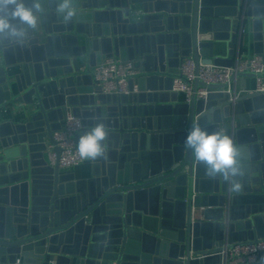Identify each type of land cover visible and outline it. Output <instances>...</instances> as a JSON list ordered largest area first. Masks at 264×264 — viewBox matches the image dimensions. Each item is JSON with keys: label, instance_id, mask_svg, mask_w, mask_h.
<instances>
[{"label": "water", "instance_id": "1", "mask_svg": "<svg viewBox=\"0 0 264 264\" xmlns=\"http://www.w3.org/2000/svg\"><path fill=\"white\" fill-rule=\"evenodd\" d=\"M41 3L35 29L0 34V110L14 113L0 119V261L221 264L206 254L225 240L264 238V94L198 78L190 101L173 90L186 57L196 67L230 65L215 54L218 43L230 56L251 39L264 48V0H77L70 23L56 12L59 0ZM113 56L138 71L127 93L94 86L92 66ZM15 64L22 71L11 76ZM256 76L264 73L232 81ZM67 106L82 117L76 142L98 123L109 129L89 178L60 170L54 132ZM194 120L241 148L240 191L222 178L210 182L184 148Z\"/></svg>", "mask_w": 264, "mask_h": 264}, {"label": "built area", "instance_id": "2", "mask_svg": "<svg viewBox=\"0 0 264 264\" xmlns=\"http://www.w3.org/2000/svg\"><path fill=\"white\" fill-rule=\"evenodd\" d=\"M178 71L182 77H175L173 79V90L183 94L184 100L190 101L193 93L192 83L197 78L207 84L227 83L229 84L227 89L232 90L234 88L233 83L236 81V79L233 81L232 79L237 73L251 71L256 74H263L264 52H256L243 59L237 58L230 65L200 63L196 67L193 58L186 57L178 67ZM137 72L132 61H124L113 56L107 57L94 65L92 77L95 88L100 89L102 93H127L129 92V79ZM252 91L264 94V76H256V87ZM207 92L206 88L200 87L197 90V97L204 99ZM82 127V117L75 115L72 110L66 108L62 125L60 129L54 132V139L61 149L58 159L60 168H73L85 162L80 159L76 151L77 142L75 137ZM48 158L50 163L54 165L57 160V154L53 151V145L49 146ZM263 252L264 238H259L252 241H236L233 243L225 240L219 248L206 255H218L221 264H260L259 258ZM0 264L34 263L25 262L21 257H17L13 261H0ZM49 264L55 263L52 261Z\"/></svg>", "mask_w": 264, "mask_h": 264}, {"label": "clouds", "instance_id": "3", "mask_svg": "<svg viewBox=\"0 0 264 264\" xmlns=\"http://www.w3.org/2000/svg\"><path fill=\"white\" fill-rule=\"evenodd\" d=\"M41 0H0V34L9 38L23 37L28 29H35L38 14L42 11ZM56 12L70 23L77 15V0H59ZM109 129L98 123L80 136L76 151L81 160H96L105 155ZM193 160L203 166L204 176L215 182L222 178L231 191L243 187L244 165L241 148L232 136L223 130L209 131L194 120L183 141Z\"/></svg>", "mask_w": 264, "mask_h": 264}, {"label": "crops", "instance_id": "4", "mask_svg": "<svg viewBox=\"0 0 264 264\" xmlns=\"http://www.w3.org/2000/svg\"><path fill=\"white\" fill-rule=\"evenodd\" d=\"M245 29H246V27H245ZM259 50H261V51L263 50V52H264L263 46L260 45L259 43L256 44L253 41V39H251L248 43L244 42V45H243L242 49L240 50V52L239 53L236 52L233 56L229 55V48L226 46L225 42L218 43L216 46L215 54L216 55L222 54V56H224V58L232 59V62H235L237 60V58L243 59L250 54H254V53L258 52ZM117 58H120V57H117ZM103 59H105V58L100 59L99 62L103 61ZM96 60L97 61H95V62H98V59H96ZM226 62H228V61H226ZM3 64H4V60L2 58V55L0 54V66H3ZM92 68H93V66H92ZM8 69H9V73L11 76L13 75L14 72L16 73V72L22 71L21 64H15L10 68L8 67ZM233 86H234V88L235 87L237 88V94H243L244 92H250V91L254 90L256 87V77H246L245 79H243L242 77H237L235 83H233ZM243 86H245V91L242 90ZM179 99L180 100L184 99L183 94H180ZM255 102H256V105H261L263 103V100L261 98H258ZM100 104L101 103H99V105ZM66 108L71 110V107H69V106H67ZM13 114L14 113H13V110L11 108H2L0 110V119L1 118H4V119L12 118ZM22 118H23L22 111H19L15 114V121L16 122L20 121ZM47 159L49 161L48 157H47ZM92 169H93V160L85 161L82 164H80L76 167H73V168H67V169L60 168L61 172H63V173H66V172L74 173L76 179H85V178L91 177L92 176ZM210 237H211L210 240L209 239L208 240L211 243V240L213 239V237H212V235H210ZM18 257H21L23 259V257L20 255ZM75 260H76L75 257L71 258V261H69L70 262L69 264H75ZM259 260L261 263V257L259 258ZM53 262L55 264L57 263V261L55 259L53 260ZM66 262H67L66 260H61V263H66Z\"/></svg>", "mask_w": 264, "mask_h": 264}]
</instances>
